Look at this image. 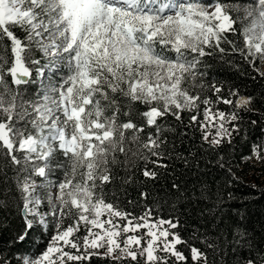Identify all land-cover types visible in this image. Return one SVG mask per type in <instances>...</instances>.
I'll return each instance as SVG.
<instances>
[{
  "label": "snow or ice",
  "instance_id": "1",
  "mask_svg": "<svg viewBox=\"0 0 264 264\" xmlns=\"http://www.w3.org/2000/svg\"><path fill=\"white\" fill-rule=\"evenodd\" d=\"M217 66L264 79V0H0V264H264L233 191L174 175L264 173V111Z\"/></svg>",
  "mask_w": 264,
  "mask_h": 264
},
{
  "label": "trees",
  "instance_id": "2",
  "mask_svg": "<svg viewBox=\"0 0 264 264\" xmlns=\"http://www.w3.org/2000/svg\"><path fill=\"white\" fill-rule=\"evenodd\" d=\"M214 73L219 78L225 79L230 83L241 87L246 86L249 94L256 97L254 107L264 111V79L244 77L226 66H217L214 69ZM251 134L254 137L259 136V127L252 130ZM190 147L187 143L184 145L185 149ZM260 167V165H257V169H260ZM174 175L177 177L178 183L188 188L207 182L213 189L219 188L224 192L233 191L236 199L229 201L230 207H226L224 210L227 214L228 222H235L239 219V215H243L246 218L247 227L250 230H254L257 240H264V173L260 170H244L239 176V183L235 185L227 183V178L220 169L214 166L205 167L203 162H201L199 169L186 170L183 166H178ZM162 183L164 182L162 181ZM154 191L163 196L161 188L158 187ZM135 195L134 191L129 190L128 198H134ZM189 207L190 216L187 219L189 223L194 224L196 223L197 212L204 205H191ZM22 227V221L14 213H0V246H5L12 236L22 230ZM18 248L20 251L33 250L31 241L19 245Z\"/></svg>",
  "mask_w": 264,
  "mask_h": 264
},
{
  "label": "clouds",
  "instance_id": "3",
  "mask_svg": "<svg viewBox=\"0 0 264 264\" xmlns=\"http://www.w3.org/2000/svg\"><path fill=\"white\" fill-rule=\"evenodd\" d=\"M239 106H244L246 104V99L241 97L240 100L237 101Z\"/></svg>",
  "mask_w": 264,
  "mask_h": 264
}]
</instances>
